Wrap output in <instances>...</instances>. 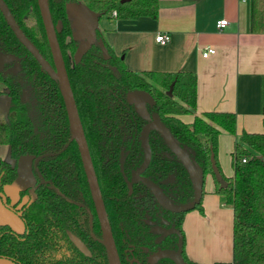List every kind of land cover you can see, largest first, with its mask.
<instances>
[{
	"label": "trees",
	"instance_id": "obj_1",
	"mask_svg": "<svg viewBox=\"0 0 264 264\" xmlns=\"http://www.w3.org/2000/svg\"><path fill=\"white\" fill-rule=\"evenodd\" d=\"M72 1L84 3L100 13V18L149 16L156 19L159 0H49V6L122 264H149L147 259L153 251L177 247V234L162 236L149 223L153 220L160 224L162 217L181 233L186 263L197 264L188 259L184 250L183 220L188 211H162L142 182H134L132 190L129 188L127 180L144 158L140 133L149 119L142 117L127 97L134 90L149 92L156 101L154 106L148 107L149 112L160 115L174 138L202 166L205 174L213 173L212 154L218 166L221 131L236 132V114L209 111L196 115L191 123L185 122L181 115L194 113L197 105L196 73L130 70L124 57L112 49L100 29L98 37L108 48L109 57H104L97 43L75 63L77 42L66 13V4ZM5 2L26 36L54 65L38 0ZM250 30L264 33V0H250ZM0 53L15 57L0 72V81L10 97L6 119L0 121V145H9L13 158V161L0 162V191L16 179L17 162L22 155L42 156L37 163L41 174L66 197L83 201L95 213L59 83L41 68L16 37L1 10ZM172 83L173 90L169 94ZM261 112L264 125V76ZM149 139L152 159L144 175L160 185L173 202L191 201L194 188L182 162L158 131L152 130ZM123 156L124 172L121 170ZM233 164L234 176H224L227 187L221 188L216 180L217 192L234 210L232 262L264 264V129L242 132L233 152ZM66 197L50 184H42L37 189L35 202L23 212L26 227L23 233L0 224V257L16 264H108L104 246L89 235L88 216L83 215L86 212ZM195 208H201V202ZM69 231L85 241L91 250L90 256L75 247ZM95 232L101 236L96 213ZM155 264L175 263L164 258Z\"/></svg>",
	"mask_w": 264,
	"mask_h": 264
},
{
	"label": "crops",
	"instance_id": "obj_2",
	"mask_svg": "<svg viewBox=\"0 0 264 264\" xmlns=\"http://www.w3.org/2000/svg\"><path fill=\"white\" fill-rule=\"evenodd\" d=\"M156 19L141 16L117 19L103 16L99 29L107 43L124 57L133 71L195 72L197 105L194 113L181 115L193 122L196 115L209 111L236 114V132L222 130L218 140L217 162L223 176H234L233 152L242 132L264 129L261 112L264 76V33L250 30V0H159ZM227 19L221 29L218 21ZM167 33L166 43L156 40ZM207 47L216 52L203 56ZM0 81V120L7 116L10 97ZM0 157H9V148L0 145ZM34 183L29 158L20 163L16 182L7 188L11 196ZM23 230L20 218L0 197V223ZM186 256L197 264L232 262L234 210L217 192L213 173L205 174L201 208L186 212L183 220ZM0 264H15L0 257Z\"/></svg>",
	"mask_w": 264,
	"mask_h": 264
},
{
	"label": "water",
	"instance_id": "obj_3",
	"mask_svg": "<svg viewBox=\"0 0 264 264\" xmlns=\"http://www.w3.org/2000/svg\"><path fill=\"white\" fill-rule=\"evenodd\" d=\"M38 5L50 44L54 65H52L50 61L43 56L40 50L26 36V34L23 32V30L13 17L5 0H0V10L3 13L7 23L15 33L16 37L34 55V57L40 63L41 68L59 83V88L62 93L68 114L72 139H74L78 144L88 184L95 204L96 213L101 225L102 238L100 239V242L106 248L109 264H122L111 224L108 218L105 203L102 197L98 177L91 157L88 141L79 114L74 92L69 79L66 63L57 36V29L52 18L49 0H38ZM66 13L68 18L71 20V25L73 27V39L77 42V48L74 53L75 63H79L83 56L87 53V51L97 43L100 44L104 53V57L108 58V48L105 46L102 39L98 37L97 33V31L99 30L101 14L93 11L84 3L77 1L68 2L66 4ZM14 59L15 57L13 54L0 53V72L3 71L4 66L7 62L13 61ZM173 86L174 83H172L170 90L168 91L169 94L172 93ZM127 99L129 103L134 105L136 111L142 117L149 119V122L141 131V143L144 149V159L141 165L133 171L132 179L130 181L128 180L130 189H132V184L134 182L141 181L150 188L155 199L163 208L172 212H183L194 209L195 206L201 202L203 196L205 183L204 169L194 158L189 155L187 149L185 147H182L179 144L178 140L174 138L169 128L161 120L160 115L158 113H154L153 115L149 113L147 105L149 104L150 106H154L156 103L154 97L149 92L145 90H134L128 94ZM152 130H156L159 132L166 145L178 157V159L182 162L185 169L187 170L194 188V197L191 201L181 204L174 203L164 193L163 189L158 184H156L151 179L143 176V172L149 166L152 158V150L149 142V134ZM211 161L213 174L216 180L219 182L220 187H227L228 182L217 166L213 154L211 156ZM123 163L124 158H122L121 161V169L124 172ZM44 182H46V180L42 179L41 182L31 190L32 198L30 200V203L33 202L36 198V188ZM57 191L60 192L59 190ZM1 195L4 196L3 194ZM91 219H93L92 214ZM165 224H167V222H165ZM157 229L159 231H165L166 233H178V248L157 250L150 255L148 259L149 263L153 264L160 258H170L176 264H187L182 255L183 238L179 230L175 228L166 230L165 228L161 227H157ZM70 237L81 251L89 254L88 248L81 239H79L72 233H70Z\"/></svg>",
	"mask_w": 264,
	"mask_h": 264
},
{
	"label": "flooded vegetation",
	"instance_id": "obj_4",
	"mask_svg": "<svg viewBox=\"0 0 264 264\" xmlns=\"http://www.w3.org/2000/svg\"><path fill=\"white\" fill-rule=\"evenodd\" d=\"M51 63V62H50ZM53 65V64H52ZM46 72V71H45ZM50 76V75H49ZM51 77V76H50ZM7 90V89H6ZM150 105L148 104L147 105V108L149 107ZM149 110V109H148ZM150 113V112H149ZM151 115H153L154 113H150ZM6 119V118H5ZM5 119H2V120H5ZM147 124V123H146ZM145 124V125H146ZM144 125V126H145ZM144 126H143V128H144ZM142 128V129H143ZM142 131V130H141ZM149 136H150V134H149ZM140 139H141V133H140ZM149 142H150V139H149ZM141 145H142V143H141ZM151 145V144H150ZM5 146H7L8 148H9V157L8 158H2V157H0V162L2 161V160H6V161H13V158L11 157V153H10V147H9V145H5ZM143 148V147H142ZM152 150V149H151ZM143 151H144V149H143ZM81 155V154H80ZM42 156H39V157H35L34 155H31V154H24V155H22L19 159H18V162H17V177H16V179L11 183V184H8V185H6L5 187H4V190L3 191H0V197H1V199H2V201H3V203H4V205L8 208V209H10L11 211H13L19 218H20V220L22 221V223H23V230H21V231H19V230H17V229H15L11 224H9V223H6V222H1L0 224H7V225H9L14 231H16L17 233H23L24 231H25V229H26V227H25V223H24V221H23V219H22V215H23V212H24V210H25V208L26 207H28V206H30L33 202H35V200L37 199V189L42 185V184H50L51 185V187H53L55 190H56V192L58 193V194H60V195H62V196H64V197H66L65 196V194H63L58 188H56L55 187V185L51 182V181H49V180H47L42 174H41V172L39 171V168H38V166H37V163H38V161H39V159L41 158ZM23 158H29V160H30V169H31V173H32V175H33V177H34V183L33 184H31V185H28V186H25V187H22V188H20L19 190H18V192H17V195H15L14 197L13 196H11V195H9L8 193H7V188L8 187H10L11 185H13L15 182H16V180L18 179V177H19V174H20V163H21V160L23 159ZM122 158H124V161H125V156H123ZM122 158H121V161H122ZM82 159V158H81ZM144 159V158H143ZM152 159V158H151ZM83 162V161H82ZM123 165H124V163H123ZM141 165V164H140ZM139 165V166H140ZM138 166V167H139ZM137 167V168H138ZM124 169V168H123ZM147 169V168H146ZM122 170V169H121ZM135 170V169H134ZM133 170V171H134ZM96 171V170H95ZM145 172V171H144ZM144 172H143V176H145L144 175ZM133 173V172H132ZM125 175V174H124ZM145 177H147V176H145ZM147 178H149V177H147ZM42 179H45L46 180V182H44V183H42V184H40L37 188H36V198H35V200L33 201V202H31L30 203V200H31V198H32V193H31V190L34 188V187H36L40 182H41V180ZM131 179H132V175H131ZM130 179V180H131ZM150 179V178H149ZM129 180V179H128ZM128 180H127V182H128ZM129 180V181H130ZM153 181V180H152ZM138 182H141V181H138ZM143 183V182H142ZM144 184V183H143ZM157 184V183H156ZM133 185V184H132ZM147 186V185H146ZM160 186V185H159ZM148 187V186H147ZM161 187V186H160ZM130 188V187H129ZM148 189L150 190V188L148 187ZM57 190H59L60 192H58ZM130 190H132V189H130ZM24 191H26L25 193H23ZM90 192H91V190H90ZM150 192L152 193V191L150 190ZM102 193V192H101ZM165 193V192H164ZM1 194H3L4 196H2ZM152 195H153V193H152ZM91 196H92V194H91ZM154 196V195H153ZM103 197V196H102ZM155 198V197H154ZM66 199L69 201V202H71V203H73V204H75V205H78L79 207H81V208H83L84 209V211L86 212L85 214H83L84 215V217H86V215L88 216V232H89V235H90V237H92V239L94 240V241H96L97 243H100V244H102L101 242H100V239L102 238V230H101V225H100V222H99V219H98V216H97V213H96V208H95V213H96V216H97V220H98V222H99V225H100V230H101V236L99 237L97 234H96V232H95V213L93 212V210H92V208L90 207V206H88L87 204H85L83 201H78V200H75V199H72V198H70V197H66ZM92 199H93V197H92ZM156 200V199H155ZM157 201V200H156ZM93 203H94V201H93ZM158 203V202H157ZM175 203V202H174ZM159 204V203H158ZM177 204H181V203H177ZM160 205V204H159ZM94 207H95V204H94ZM106 207V206H105ZM160 207L162 208V211L163 210H166V211H170V210H167V209H165V208H163L161 205H160ZM170 212H172V211H170ZM91 214L93 215V219H91ZM165 222H167V224H165ZM149 223L151 224V225H153V229L156 231V232H158V233H160L162 236H164V235H167V234H170V233H166L165 231H159L158 229H157V227H161V228H165L166 230L167 229H172V228H175V229H177L176 227H173V226H170L169 225V221H168V219L167 218H165V217H162V219H161V222H160V224H155V222L153 221V220H150L149 221ZM112 228V227H111ZM178 230V229H177ZM70 233H72L73 235H75V236H77L79 239H81L82 241H83V239L81 238V237H79L78 235H76L75 233H73V232H71V231H69L68 232V236H69V238H70V240H71V242L75 245V247L81 252V253H83L84 255H86V256H90L91 255V250L89 249V247L87 246V244L85 243V241H83V243L86 245V247L88 248V250H89V254H86V253H84L83 251H81L77 246H76V244L73 242V240L71 239V237H70ZM171 233H175V234H177L178 235V242H179V234L178 233H176V232H171ZM114 235V234H113ZM114 239H115V237H114ZM116 242V241H115ZM103 245V244H102ZM104 246V245H103ZM116 246H117V244H116ZM104 248H105V246H104ZM178 248V245H177V247L176 248H159V249H177ZM118 249V248H117ZM159 249H157V250H159ZM157 250H155V251H153L152 253H154V252H156ZM105 251H106V248H105ZM119 252V251H118ZM151 253V254H152ZM150 254V255H151ZM106 255H107V251H106ZM150 255L148 256V259H149V257H150ZM119 256H120V254H119ZM1 258H3V257H1ZM5 259H7V258H5ZM107 259H108V256H107ZM120 259H121V257H120ZM148 259H147V262L149 263V261H148ZM161 259H164V258H160L159 260H157L155 263H157L158 261H160ZM168 259H170V258H168ZM10 260V259H9ZM172 260V259H171ZM12 261V260H11ZM173 261V260H172ZM13 262V261H12ZM174 262V261H173ZM15 263V262H14ZM121 263H122V261H121ZM155 263H153V264H155ZM175 263V262H174ZM16 264V263H15ZM108 264H109V260H108ZM149 264H151V263H149ZM176 264V263H175Z\"/></svg>",
	"mask_w": 264,
	"mask_h": 264
},
{
	"label": "built area",
	"instance_id": "obj_5",
	"mask_svg": "<svg viewBox=\"0 0 264 264\" xmlns=\"http://www.w3.org/2000/svg\"><path fill=\"white\" fill-rule=\"evenodd\" d=\"M114 14H116V11L113 12ZM228 20L227 19H221L220 21H218L217 26L221 29L225 28L228 25ZM170 39L169 35L167 33H158L156 36V40L160 43H166L168 42ZM216 50L214 47H207L204 51H203V56L207 57L210 54L215 53ZM243 161H246V158H243ZM215 264H233V262H217Z\"/></svg>",
	"mask_w": 264,
	"mask_h": 264
},
{
	"label": "rangeland",
	"instance_id": "obj_6",
	"mask_svg": "<svg viewBox=\"0 0 264 264\" xmlns=\"http://www.w3.org/2000/svg\"><path fill=\"white\" fill-rule=\"evenodd\" d=\"M1 121V120H0Z\"/></svg>",
	"mask_w": 264,
	"mask_h": 264
}]
</instances>
